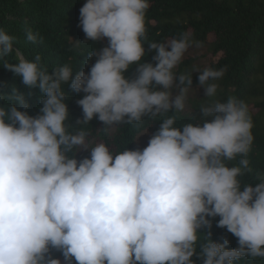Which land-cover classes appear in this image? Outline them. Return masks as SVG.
I'll list each match as a JSON object with an SVG mask.
<instances>
[{"label":"clouds","instance_id":"1","mask_svg":"<svg viewBox=\"0 0 264 264\" xmlns=\"http://www.w3.org/2000/svg\"><path fill=\"white\" fill-rule=\"evenodd\" d=\"M149 7V0H86L79 9L85 38L107 40L89 53L85 67L93 57L95 63L87 72L64 64L49 75L40 56L32 62L16 55L18 62L9 63L12 37L0 30L3 67L42 94L36 116L15 89L7 97L14 103L0 104V264H61L53 250L63 264H194V255L202 264L264 259V175L255 186L239 179L251 171L248 104L216 99L225 69L174 71L190 47L201 46L187 33L149 43L155 55L144 62ZM27 39L37 37L29 30ZM193 72L205 95L200 118L177 127L166 114L188 106ZM64 84L83 94L75 125ZM158 116L165 118L142 149L114 154L104 142L89 148L83 125L93 118L107 130ZM77 149L89 156L69 155ZM238 157L236 166H226ZM216 217V226L236 238L235 249H227L226 238L222 244L210 239ZM201 229L208 232L197 253Z\"/></svg>","mask_w":264,"mask_h":264},{"label":"trees","instance_id":"2","mask_svg":"<svg viewBox=\"0 0 264 264\" xmlns=\"http://www.w3.org/2000/svg\"><path fill=\"white\" fill-rule=\"evenodd\" d=\"M86 0H0V30L12 37L13 52L4 57L9 63L18 62L16 55L35 62L40 56V65L49 75L64 64H69L74 73L80 70H90L95 63L93 57L87 67L84 61L89 59L93 50L107 46V40L93 42L85 38L79 26V9ZM150 7L146 12L147 39L144 42L146 56L144 62H152L154 50L148 49L151 42H166L179 38L187 33L200 47L193 45L185 53L182 62L174 70L178 75L191 72L192 54L195 50L203 52L202 58L207 67L216 70L225 69L223 77L216 83L218 91L216 99L222 103L229 97H235L248 104L254 127L253 144L247 156L251 171L239 177L241 184L255 186L258 176L264 175V128L259 124L264 116V0H149ZM31 30L37 39L33 43L27 39ZM79 45V46H76ZM203 68H201L202 70ZM135 68L126 73L131 77ZM199 73H192V90H201L198 86ZM13 89L22 94L28 104L27 112L31 116L39 114L41 93L38 89H29L21 82V78L3 67L0 60V96H5L0 104L14 103L9 101ZM68 96L70 123L75 125L77 119H82V109L76 101L83 94L73 92L68 84L63 85ZM18 110L24 111L18 105ZM167 117H175L176 126L194 122L192 117L200 118L199 106H191L183 112H169ZM165 117L145 118L140 125L122 124L104 130L97 119L83 125L89 132V148L95 143L104 142L114 154L123 150L143 148L136 140L140 135H147L148 140L159 128ZM72 129H70L71 131ZM77 160L89 156V151L77 149L74 153ZM237 161L228 162L226 166H236ZM219 217L211 219V237L214 242L229 241L228 250L238 247L236 238L226 229L217 227ZM208 230H200V239L196 244L199 253L200 245L205 242ZM53 258L63 263L60 252L53 250ZM194 264L202 261L194 255ZM234 264H264V259L243 257Z\"/></svg>","mask_w":264,"mask_h":264},{"label":"rangeland","instance_id":"3","mask_svg":"<svg viewBox=\"0 0 264 264\" xmlns=\"http://www.w3.org/2000/svg\"><path fill=\"white\" fill-rule=\"evenodd\" d=\"M203 52L195 50L194 53L192 54V57H194V61L191 63V67L194 68H205L207 67V63L204 61L202 58ZM194 74L197 72H193ZM173 94H176V91L173 92ZM205 95H204V89L202 88L201 90H190L189 92V100H188V106L186 108H190L191 106H200L201 103L204 102ZM259 124L261 125L262 128H264V116L260 117L259 119ZM148 141V136L143 134L140 135L136 142L138 145H143ZM61 264H63L61 262Z\"/></svg>","mask_w":264,"mask_h":264}]
</instances>
